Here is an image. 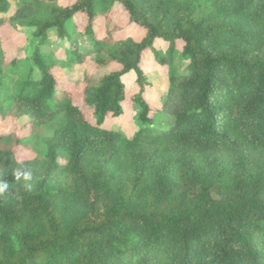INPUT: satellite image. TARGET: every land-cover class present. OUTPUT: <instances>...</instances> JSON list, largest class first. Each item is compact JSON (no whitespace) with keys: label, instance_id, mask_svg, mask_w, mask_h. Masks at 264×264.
I'll return each mask as SVG.
<instances>
[{"label":"trees","instance_id":"1","mask_svg":"<svg viewBox=\"0 0 264 264\" xmlns=\"http://www.w3.org/2000/svg\"><path fill=\"white\" fill-rule=\"evenodd\" d=\"M7 27L24 44L7 42ZM52 28L93 44L72 82L82 104L43 49ZM156 38L168 61L188 59L181 72L168 64L170 122L159 127L142 68ZM70 58L84 61L74 46ZM131 72L140 111L126 136L102 124L121 114ZM0 115V179L12 184L0 264H264V0H21L0 17ZM22 116L27 135L15 130ZM19 146L34 155L19 158ZM16 167L32 172L31 192Z\"/></svg>","mask_w":264,"mask_h":264},{"label":"rangeland","instance_id":"2","mask_svg":"<svg viewBox=\"0 0 264 264\" xmlns=\"http://www.w3.org/2000/svg\"><path fill=\"white\" fill-rule=\"evenodd\" d=\"M10 2L9 9L6 12L0 11V17L10 16L16 5L21 0H8ZM122 14V13H121ZM119 12L113 13V22L122 24L124 23V15ZM143 34V30L136 25H129L125 29V35L134 39H139ZM25 32L22 28L7 27L5 29V39L12 45L21 46L24 44ZM72 46L76 48L79 54L84 58V61H76L75 58H70V50ZM43 49L51 54V56L58 60L61 65L53 68V72L58 75L60 86H69L75 97L77 103L82 104L80 98V86L72 84L73 81L81 80L83 73L90 62L95 57V51L92 42L86 37L79 34H73L70 39L62 38L56 32V29L52 28L48 31L47 45ZM169 44L161 38H156L153 44V50L147 51L143 55L142 68L146 76L147 83L144 87V98L156 109L157 118L155 126L159 127L167 125L170 122L169 111L167 108L163 109V104L166 101L169 92V78H168V64L171 62V67L176 72H181L188 59L183 57L180 50H177L171 57V61L168 56ZM135 74L129 73L123 77V80L128 86L127 98L122 102V112L118 116H108L103 122L102 126L109 129L119 130L126 136H131L137 129L136 116L140 111L138 105L133 104L130 101L132 93L136 92L137 86L134 84ZM86 116L90 118V112L85 109ZM26 116H22L16 120L17 126L15 130L19 134H28L23 126L26 121ZM10 123L5 121L0 115V131H8ZM39 147H42V142L39 143ZM19 158H29L34 155V150L19 146L16 149ZM60 164L66 163V155L61 153L59 156Z\"/></svg>","mask_w":264,"mask_h":264},{"label":"clouds","instance_id":"3","mask_svg":"<svg viewBox=\"0 0 264 264\" xmlns=\"http://www.w3.org/2000/svg\"><path fill=\"white\" fill-rule=\"evenodd\" d=\"M17 165H22L24 164L23 160H17L16 161ZM14 177H15V182L16 181H21L23 180L25 182V190L28 192H31L33 189V184L31 183L33 179V174L30 170L21 168V167H16L14 169ZM11 185L9 182L0 179V196H5L11 191Z\"/></svg>","mask_w":264,"mask_h":264}]
</instances>
